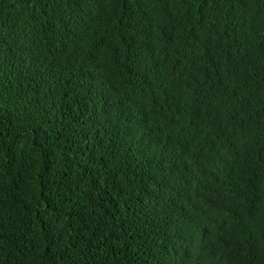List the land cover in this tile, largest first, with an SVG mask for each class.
Segmentation results:
<instances>
[{
    "label": "trees",
    "instance_id": "16d2710c",
    "mask_svg": "<svg viewBox=\"0 0 264 264\" xmlns=\"http://www.w3.org/2000/svg\"><path fill=\"white\" fill-rule=\"evenodd\" d=\"M0 264H264V0H0Z\"/></svg>",
    "mask_w": 264,
    "mask_h": 264
}]
</instances>
